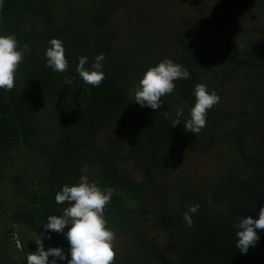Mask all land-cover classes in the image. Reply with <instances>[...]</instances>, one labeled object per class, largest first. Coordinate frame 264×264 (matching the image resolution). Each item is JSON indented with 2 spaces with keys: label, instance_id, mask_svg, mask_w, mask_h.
I'll return each instance as SVG.
<instances>
[{
  "label": "trees",
  "instance_id": "16d2710c",
  "mask_svg": "<svg viewBox=\"0 0 264 264\" xmlns=\"http://www.w3.org/2000/svg\"><path fill=\"white\" fill-rule=\"evenodd\" d=\"M0 32L29 46L14 87L0 89V217L26 237L22 264L39 237L65 251L57 264L70 258L66 237L43 226L84 165L112 189L106 226L128 243L117 264H264V229L241 254L234 228L264 207V0H5ZM52 38L64 73L45 67ZM99 53L105 78L91 87L75 68ZM164 58L190 76L160 108L141 107L134 89ZM198 83L220 101L194 135L183 124Z\"/></svg>",
  "mask_w": 264,
  "mask_h": 264
},
{
  "label": "clouds",
  "instance_id": "9594fccd",
  "mask_svg": "<svg viewBox=\"0 0 264 264\" xmlns=\"http://www.w3.org/2000/svg\"><path fill=\"white\" fill-rule=\"evenodd\" d=\"M4 2L5 0H0V7H3ZM48 44L44 52L45 67L51 68L54 72H66L69 65L63 41L52 38ZM28 51L29 46L24 44L21 47L14 34L0 32V89L11 90L14 87L16 69ZM104 59L103 53L95 55L91 63L87 56L78 57L75 71L86 85L98 87L101 84L105 78ZM189 76L187 68L170 58H164L143 72L134 89L132 101L141 107L158 109L162 105L161 97L174 92V82L178 79L187 80ZM65 82L70 84L72 79L65 77ZM192 94L195 102L183 126L186 131L195 135L205 127L207 111L219 103L220 97L204 83L196 84ZM182 115L183 109L178 108L177 119L172 126L180 123L179 117ZM89 171L88 165L82 166V174L76 183L61 186L60 191L54 196L55 202L57 204L67 202L68 206L60 215L48 216L43 227L49 231L62 233L66 237L70 256L66 264H113L115 233L106 226L104 215L113 192L110 188H102L97 181L90 180ZM198 209L199 204L189 205L183 214V220L188 227L192 226V215L196 214ZM234 228L235 247L241 254H246L260 238L257 230L264 229V207L260 208L255 218L252 216L240 218L234 224ZM36 243L38 247L27 255L26 264H57L58 260L65 261V251L60 246L44 248L40 237Z\"/></svg>",
  "mask_w": 264,
  "mask_h": 264
},
{
  "label": "rangeland",
  "instance_id": "374dc122",
  "mask_svg": "<svg viewBox=\"0 0 264 264\" xmlns=\"http://www.w3.org/2000/svg\"><path fill=\"white\" fill-rule=\"evenodd\" d=\"M4 225L3 219L0 217V264H22L19 251L23 249L24 244L27 245L26 237L21 228L10 231L11 229H5L6 226ZM114 233L115 258L113 263L117 264L123 261V252L127 250L128 243L122 235L117 234V232Z\"/></svg>",
  "mask_w": 264,
  "mask_h": 264
}]
</instances>
